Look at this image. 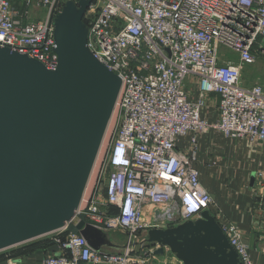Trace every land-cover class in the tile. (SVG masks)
<instances>
[{
    "label": "built area",
    "instance_id": "2783aa9c",
    "mask_svg": "<svg viewBox=\"0 0 264 264\" xmlns=\"http://www.w3.org/2000/svg\"><path fill=\"white\" fill-rule=\"evenodd\" d=\"M69 1L75 0H24L20 9L0 0V46L55 70L54 19ZM32 8L45 9V19L32 20ZM84 21L90 51L122 87L117 127L77 217L105 233L121 232L127 241L118 253L96 251L79 233L62 239L65 228L52 237L60 254L46 256L43 264H150L156 249L149 230L196 220L214 204L195 168L197 137L216 131L264 144V84L248 88L243 82L245 66L264 57V0H93ZM221 47L238 62L221 60ZM189 77L198 80L196 102L188 97ZM210 95L220 98L212 122L200 116ZM185 138L190 154L179 148ZM122 150L126 166L114 165ZM258 178L263 187L264 173ZM217 221L240 263L255 264L238 226Z\"/></svg>",
    "mask_w": 264,
    "mask_h": 264
},
{
    "label": "water",
    "instance_id": "95a60500",
    "mask_svg": "<svg viewBox=\"0 0 264 264\" xmlns=\"http://www.w3.org/2000/svg\"><path fill=\"white\" fill-rule=\"evenodd\" d=\"M92 2L69 1L55 17V70L0 46V252L69 225L96 251L113 246L77 217L122 87L88 47ZM148 242L183 264H241L210 211L151 229Z\"/></svg>",
    "mask_w": 264,
    "mask_h": 264
},
{
    "label": "crops",
    "instance_id": "0c3cea01",
    "mask_svg": "<svg viewBox=\"0 0 264 264\" xmlns=\"http://www.w3.org/2000/svg\"><path fill=\"white\" fill-rule=\"evenodd\" d=\"M189 100L198 99V80L187 79ZM220 98L210 95L206 98L201 110V119L214 121L218 117ZM179 148L185 153L192 152L190 138L180 139ZM197 161L195 168L199 171L202 187L212 196L213 206L210 212L218 215L222 222H232L238 226L243 241L249 247L255 264H264V180L263 187L258 186V174L264 173V144L241 139H230L211 131L197 137ZM254 180V183H253ZM151 206L145 209V219H151ZM114 215L118 209L113 207ZM218 217H216L218 219ZM112 247L102 249L118 253L125 246L127 235L121 232L109 233ZM155 250L150 264H183L168 249L164 254ZM50 254H60L48 251H37L28 254L20 264H43Z\"/></svg>",
    "mask_w": 264,
    "mask_h": 264
},
{
    "label": "rangeland",
    "instance_id": "374dc122",
    "mask_svg": "<svg viewBox=\"0 0 264 264\" xmlns=\"http://www.w3.org/2000/svg\"><path fill=\"white\" fill-rule=\"evenodd\" d=\"M9 1L18 7L23 5V3H24V0H9ZM30 12H31L32 20L42 21L45 19L46 12H45V9H43V8H40V9L39 8H36V9L32 8ZM219 57L221 60L222 59L228 60V61H232L235 63L238 62V60H239V57L237 54L231 52L230 50H228L225 47H221L219 49ZM243 82H244L245 87H248V88L253 87L256 84H262V85L264 84V57H260L257 60L256 64L253 66H245L244 72H243ZM116 127H117V120L114 118L109 123L108 131L106 132V135H105V138L103 141V145H102V149H100L101 150L100 155L98 156V158L96 160L95 169H94V172L92 173V176L90 179V184L88 186L87 195H89L91 188L93 187V185L96 181L97 174H98V172L101 168V165H102V160H103V155H104L105 149L108 146H110L111 140H112V135L114 134ZM51 237H53V234L42 237V238L45 239V238H51ZM39 239H41V238H39ZM36 240H38V239H36ZM33 241H35V240H33ZM33 241L22 244L20 246H16L14 248L5 250V251L0 252V253L1 254L2 253L3 254L11 253L12 251H14L16 249H20V247H22L23 245L29 244Z\"/></svg>",
    "mask_w": 264,
    "mask_h": 264
},
{
    "label": "trees",
    "instance_id": "16d2710c",
    "mask_svg": "<svg viewBox=\"0 0 264 264\" xmlns=\"http://www.w3.org/2000/svg\"><path fill=\"white\" fill-rule=\"evenodd\" d=\"M20 9H24L25 8V2L23 3V5L19 6ZM113 207L109 208V211L111 214H114V211H112ZM77 234V231L75 230V228L73 227V225H69L68 229L63 232L60 237L62 239H65L69 234ZM55 245L54 241L51 238H41L38 240H35L29 244L23 245L22 247H20V249H16L14 251H12L11 253H7V254H1L0 253V263L1 262H5L8 260H21L23 259L25 256H27L28 254L37 252V251H48L50 248H52Z\"/></svg>",
    "mask_w": 264,
    "mask_h": 264
},
{
    "label": "clouds",
    "instance_id": "9594fccd",
    "mask_svg": "<svg viewBox=\"0 0 264 264\" xmlns=\"http://www.w3.org/2000/svg\"><path fill=\"white\" fill-rule=\"evenodd\" d=\"M125 158V150H122L121 156H115L114 159V165H119V166H126V161L124 160Z\"/></svg>",
    "mask_w": 264,
    "mask_h": 264
},
{
    "label": "bare ground",
    "instance_id": "6f19581e",
    "mask_svg": "<svg viewBox=\"0 0 264 264\" xmlns=\"http://www.w3.org/2000/svg\"><path fill=\"white\" fill-rule=\"evenodd\" d=\"M117 113H118V107L116 106V108H115V110H114V114H113V116H112V119H116V117H117ZM112 119H111V121H112ZM109 127V126H108ZM107 131H108V129H107ZM105 138V137H104ZM102 145H103V143H102ZM101 149H102V146H101ZM100 152H101V150H100ZM100 152H99V155H100ZM98 155V156H99ZM96 164V163H95ZM94 169H95V166H94ZM94 169H93V171H92V173L94 172ZM91 176H92V174H91ZM90 179H91V177H90ZM89 184H90V180H89V182H88V186H89ZM88 186H87V189L86 190H88ZM87 192V191H86Z\"/></svg>",
    "mask_w": 264,
    "mask_h": 264
}]
</instances>
